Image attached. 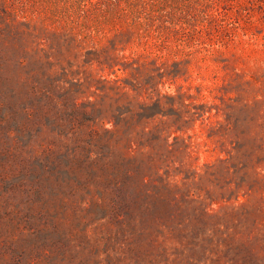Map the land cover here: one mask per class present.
Masks as SVG:
<instances>
[{
    "label": "rangeland",
    "instance_id": "rangeland-1",
    "mask_svg": "<svg viewBox=\"0 0 264 264\" xmlns=\"http://www.w3.org/2000/svg\"><path fill=\"white\" fill-rule=\"evenodd\" d=\"M0 264H264V0H0Z\"/></svg>",
    "mask_w": 264,
    "mask_h": 264
}]
</instances>
